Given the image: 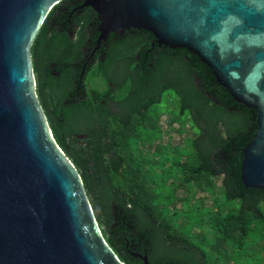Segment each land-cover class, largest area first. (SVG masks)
<instances>
[{
  "label": "trees",
  "instance_id": "1",
  "mask_svg": "<svg viewBox=\"0 0 264 264\" xmlns=\"http://www.w3.org/2000/svg\"><path fill=\"white\" fill-rule=\"evenodd\" d=\"M148 49L140 63L124 68L119 92L102 97L119 111L107 116L62 105L61 92L45 90L36 73L54 139L79 172L105 241L126 264H144L134 251L150 264H264V191L245 189L240 179L242 151L257 128L255 110L236 102L186 49L155 44L143 61ZM168 89L176 102L155 106ZM166 114H174L170 124L180 125V134L187 124L193 131L181 146L155 143ZM103 121L108 133L78 139L77 122L89 128ZM195 193L214 195L211 218L201 197L190 204Z\"/></svg>",
  "mask_w": 264,
  "mask_h": 264
},
{
  "label": "water",
  "instance_id": "2",
  "mask_svg": "<svg viewBox=\"0 0 264 264\" xmlns=\"http://www.w3.org/2000/svg\"><path fill=\"white\" fill-rule=\"evenodd\" d=\"M63 0H0V264H126L105 241L82 178L54 139L30 48ZM98 42L129 29L186 49L256 112L245 189L264 191V0H86ZM150 264L146 255H138Z\"/></svg>",
  "mask_w": 264,
  "mask_h": 264
},
{
  "label": "flooded vegetation",
  "instance_id": "3",
  "mask_svg": "<svg viewBox=\"0 0 264 264\" xmlns=\"http://www.w3.org/2000/svg\"><path fill=\"white\" fill-rule=\"evenodd\" d=\"M85 1L60 2L47 15L40 39H34L30 53L36 92L38 96V73L44 77L45 90L54 89L52 94L61 92L56 97L61 96L62 105L68 108L82 105L85 110L86 107L90 108L98 116H107L119 111L115 102L108 101L106 104L102 97L105 98V94L115 96L123 84L121 76L126 71L124 68L130 63H140L142 50L148 45L150 49L155 44L159 45L152 34L134 28L123 33H109L105 40L98 42L97 14L93 8L84 5ZM150 49L146 51L143 61H147ZM66 76L71 77L67 82L64 80ZM107 121L111 122L112 119L107 118ZM77 123L83 132L78 135L80 141L89 134L109 132V124L105 121L92 124L89 128ZM149 153L152 154L153 149ZM132 255L135 257L141 253L134 251Z\"/></svg>",
  "mask_w": 264,
  "mask_h": 264
},
{
  "label": "rangeland",
  "instance_id": "4",
  "mask_svg": "<svg viewBox=\"0 0 264 264\" xmlns=\"http://www.w3.org/2000/svg\"><path fill=\"white\" fill-rule=\"evenodd\" d=\"M168 102L170 103H175L176 102V95L174 93L173 90L171 89H168L166 90L162 96H161V100L160 102L155 105V106H158V107H163L165 106V104H167ZM172 104H169L168 108L169 110L173 109V105ZM174 114H166V115H163L161 117V122L159 124L160 128H161V131H162V134H161V137L159 140H157L155 143L158 144V143H162V144H170L172 146H181L183 144V140H184V137H190L192 136V129L189 127V125H185L184 126V130H183V133H179L177 131L178 128H180V125L178 124H170V120L173 118ZM196 131H198L196 129ZM219 179H215L214 180V184H215V191L221 196V193H222V189L221 187L219 186ZM186 191H179L178 192V196L180 197H184L186 195ZM202 198V204L205 205L206 207H210L211 210L210 212H208L207 214H205V218L206 219H209L213 216L214 214V207H212L213 205V197L214 195H208L206 193H203V194H196L193 196V198L191 199L190 201V204H194L195 202L198 201L199 198ZM177 207H180V204H176ZM205 229L207 230L208 227L206 226ZM199 230L198 228H194L193 229V232L194 233H197ZM261 245L264 246V241L261 242ZM251 251H253L254 253H257L259 248L258 246L256 247L255 245H252L250 247Z\"/></svg>",
  "mask_w": 264,
  "mask_h": 264
}]
</instances>
